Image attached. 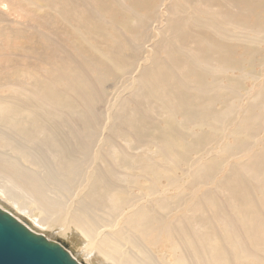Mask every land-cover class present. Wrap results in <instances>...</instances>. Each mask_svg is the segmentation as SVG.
Segmentation results:
<instances>
[{
	"label": "rangeland",
	"instance_id": "1",
	"mask_svg": "<svg viewBox=\"0 0 264 264\" xmlns=\"http://www.w3.org/2000/svg\"><path fill=\"white\" fill-rule=\"evenodd\" d=\"M128 3V0H0V137L3 138L0 158L16 164L31 177L45 180L51 175L60 180L62 171L53 157L54 149L44 140L39 141L42 138L26 142L18 131L20 127L7 123V118L13 117L22 121L25 128L30 119H41L46 130L56 131L60 141L63 140L60 143L65 144H62L65 152L70 150V154L76 155L74 149H77L84 160L78 163L79 176L67 187L59 182L58 187L63 189L58 199L62 204H72V210L87 204L84 193L80 194V182L87 170L95 169L111 185L110 189L126 199L116 210L97 212L95 215L101 218L98 221L104 219L107 223L111 219L113 224L115 219L121 226L127 213L136 208H154L156 219L187 222L192 230L198 229L195 225L202 227L205 246L216 247L225 259L223 264H231L233 258L237 264H264V0H195V3L193 0L190 3L188 0H149V9L144 8L147 13L138 5L133 6L132 12ZM113 11L110 17L109 12ZM130 12L138 20L129 19ZM139 13L144 16L140 17ZM228 22L232 24L227 25ZM166 23L172 24L171 35ZM202 46L206 47L205 51ZM198 47L203 48L199 56ZM193 49H197L196 53ZM175 59L179 61H175L176 66ZM154 60L158 63L157 69L152 64ZM115 61H120L121 67H115L118 64ZM151 72L156 74L153 76H157V81L154 78L151 82ZM142 73H147V78ZM141 74L143 78H139ZM163 76L166 81L158 79ZM170 81L176 82L175 86L179 84L178 89ZM148 83L152 86L148 87ZM86 85L91 88L85 90ZM153 86L163 87L162 94L156 88L155 96ZM142 87L148 92L152 90L150 93L154 96L149 95L150 100L144 99L142 92L146 91ZM180 91L182 94H178ZM84 92L90 97L93 95L91 102ZM147 93L146 96L150 94ZM172 96L176 99L185 96L181 97L184 102L180 103L179 99L177 102ZM176 102L178 106L174 107L172 103L176 106ZM172 107L176 110L180 107L184 115L181 109L177 112ZM130 109L138 110L137 114ZM135 115L136 119H143L142 123L133 118ZM132 120L134 128L129 126L134 124ZM161 135L168 140L172 137L169 140L172 142L159 139ZM17 146H23L31 154L27 159L33 164L13 151ZM199 168L202 169L198 171ZM232 184L244 188L236 201L227 190ZM0 194V201L14 214L50 240L65 243L80 263L110 264L99 257L87 259L85 240L73 227L65 232L58 226L50 230L40 226L36 223L40 211L28 205L25 198L21 200L27 204L29 215L20 212L17 205L8 199L7 202ZM158 200H165L168 209L159 210ZM249 211L256 215L251 212L255 219L250 221L253 216L247 214ZM240 218L242 222L247 221L246 226L240 223ZM226 223L233 225L231 231ZM253 224L263 225V230L259 233ZM111 229L100 232L102 235L131 232L125 227ZM132 238L139 242L136 233ZM153 244L147 246L156 264H175L183 258L175 239L162 237ZM129 248L123 246V249Z\"/></svg>",
	"mask_w": 264,
	"mask_h": 264
},
{
	"label": "bare ground",
	"instance_id": "2",
	"mask_svg": "<svg viewBox=\"0 0 264 264\" xmlns=\"http://www.w3.org/2000/svg\"><path fill=\"white\" fill-rule=\"evenodd\" d=\"M118 1V0H117ZM122 1V0H121ZM124 1V0H123ZM130 4V7L129 8L130 10L133 9V6H137V7H143L142 10H145V9H149V7L147 8V5L149 3V0H128ZM194 3H195V0H193ZM89 2V1H88ZM102 2V1H101ZM188 2L190 3V0H188ZM199 2V1H198ZM122 3V2H121ZM175 3V2H174ZM192 3V2H191ZM124 4V3H122ZM122 4L120 6H122ZM177 4V3H175ZM193 4V3H192ZM200 4V3H199ZM206 4V3H205ZM93 5V4H92ZM98 5V4H97ZM103 6V4H101ZM105 5V4H104ZM125 5V4H124ZM152 5V3H151ZM180 5V4H179ZM187 5V4H186ZM202 5V4H201ZM119 6V5H118ZM178 6V5H177ZM199 6V5H198ZM134 7V8H135ZM192 7V6H191ZM190 7V8H191ZM100 8H104V7H100ZM116 8V7H115ZM114 8V9H115ZM120 8V7H119ZM118 8V9H119ZM125 8V7H124ZM145 8V9H144ZM193 8V7H192ZM99 9V8H98ZM108 10L110 8H107ZM128 9V10H129ZM137 9V8H136ZM187 9V8H186ZM123 10V9H122ZM125 10V9H124ZM127 10V9H126ZM129 10V11H130ZM182 10H184V8L182 7ZM100 11V10H99ZM102 11V10H101ZM132 11V10H131ZM135 11V10H134ZM146 11L148 10H145V13H147ZM179 11V10H178ZM177 10L175 12H178ZM125 12V11H124ZM133 12V11H132ZM132 12H130V14H127L129 15V19L131 17H135L133 16V14H131ZM173 12V11H172ZM180 12V11H179ZM113 12H109L110 14V17H111V14H113ZM129 13V12H127ZM135 13V12H134ZM138 13V12H137ZM171 12H169L170 14ZM117 14V13H116ZM172 14V13H171ZM127 15H125L127 17ZM143 15V14H142ZM140 13H139V16L141 17L142 16ZM175 15V14H174ZM192 14H190L191 16ZM220 15V14H219ZM218 15V16H219ZM107 16V15H106ZM144 16V15H143ZM172 16V15H171ZM187 16V15H186ZM189 16V15H188ZM207 16V15H206ZM217 16V15H216ZM223 16V15H222ZM109 17V16H107ZM137 17V16H136ZM135 17V20H138L136 19ZM187 18V17H186ZM228 18V17H227ZM197 19V18H196ZM199 19V18H198ZM204 19V18H203ZM133 20V18L131 19ZM130 20V21H131ZM134 20V21H135ZM182 20V19H181ZM191 20V19H190ZM212 20V19H211ZM214 20V19H213ZM225 20V18H224ZM183 21V20H182ZM239 21V20H238ZM237 21V22H238ZM173 22V21H172ZM171 22V23H172ZM197 21H195L196 23ZM203 22V21H202ZM215 22V21H214ZM231 22V21H230ZM228 22L227 25L229 24H232ZM144 23V22H143ZM178 22H176L175 24L172 23L174 26L177 24ZM199 23V22H197ZM204 24H206L205 22H203ZM227 23V21H226ZM240 23V22H239ZM139 25V23H137ZM170 24V22L168 23ZM166 23V28L168 27V30L169 31V27L171 28V33L168 32L170 35L172 34V29L173 27L170 25V26H167L168 25ZM182 24V22H181ZM191 24V23H190ZM225 24V23H224ZM237 24V23H236ZM142 25V24H141ZM178 25V24H177ZM184 25V23H183ZM235 25V24H233ZM182 25H180L181 27ZM193 26V25H192ZM207 26H209V24H207ZM196 27V25H195ZM198 27V26H197ZM202 27V26H200ZM240 27V26H238ZM145 28V27H144ZM165 28V29H166ZM178 28V27H177ZM175 28V31H178L179 29ZM182 28H186V27H182ZM181 28V29H182ZM143 29V28H141ZM177 29V30H176ZM200 29V28H199ZM221 30V29H220ZM143 31V30H142ZM166 31V30H165ZM184 31V30H183ZM255 31V30H254ZM222 32V31H220ZM165 33V32H164ZM174 34V33H173ZM176 34V32H175ZM174 34V35H175ZM182 34V32H181ZM165 35V34H164ZM166 35H168L166 33ZM170 35L169 38H170ZM173 35V36H174ZM198 35V34H197ZM196 35V36H197ZM117 36V35H115ZM136 36V35H135ZM178 36V35H177ZM186 36V35H185ZM185 36H182L183 38ZM191 36V35H190ZM188 35L189 38H192ZM195 36V38L197 39V37ZM172 37V36H171ZM179 37V36H178ZM176 37V38H178ZM135 38V37H134ZM168 38V40H169ZM180 38V37H179ZM178 38V39H179ZM187 38V37H185ZM184 38V40H185ZM189 38L188 41L190 40ZM199 38V36H198ZM123 39V38H122ZM173 39V38H171ZM194 39V37H193ZM200 39V38H199ZM139 40V39H138ZM183 41V44H184V41ZM202 40V39H201ZM171 41V40H170ZM177 41V39L175 40ZM187 41V42H188ZM192 41V39H191ZM190 41V43H191ZM193 41H196V40H193ZM203 41H206V40H203ZM172 42V41H171ZM171 42H169L171 44ZM201 42V41H200ZM200 42H198L197 44H199ZM167 44V40H165V42ZM175 43V42H174ZM196 43V42H195ZM164 44V45H166ZM189 44V43H188ZM196 44V45H197ZM124 45V44H123ZM172 45V44H171ZM195 45V47H196ZM169 46V45H168ZM182 46V45H181ZM180 46V47H181ZM210 46V45H209ZM212 46V45H211ZM164 47V46H163ZM182 47H185L184 45ZM181 47V48H182ZM203 47V46H202ZM201 47V48H202ZM213 48H215V46H212ZM119 48V47H118ZM124 48V47H123ZM175 48V47H174ZM188 48V47H187ZM190 48V47H189ZM200 48V47H198ZM201 48L200 50L198 49V56L199 54L201 53ZM204 48V51H205V48L206 47H203ZM202 48V49H203ZM209 48V47H208ZM207 48V49H208ZM183 49H186V48H183ZM120 50V49H119ZM161 50V49H160ZM163 50V49H162ZM197 50V49H195ZM194 49L192 50L193 52L196 53ZM210 50V48H209ZM218 50V49H217ZM216 50V51H217ZM157 51V50H156ZM174 51V50H173ZM180 51V50H179ZM187 51V49H186ZM190 51V49H189ZM167 52V50H166ZM185 52V51H184ZM207 52V50H206ZM170 53H174V52H170ZM221 53V51L219 52ZM168 54V53H167ZM176 54V53H175ZM181 54V53H180ZM187 54V53H186ZM185 54V55H186ZM188 56H190V53L188 52ZM202 54V53H201ZM204 54V53H203ZM108 55V54H107ZM170 55V54H169ZM168 55V56H169ZM113 56V55H112ZM119 56V55H118ZM163 56V55H162ZM171 57H173V55H170ZM176 56V55H175ZM187 56V55H186ZM197 56V55H196ZM214 58H215V55H213ZM108 57H111V56H108ZM177 57V56H176ZM181 57V56H180ZM211 58H213L212 56H210ZM225 57V56H224ZM113 58V57H111ZM109 58V59H111ZM116 58V57H115ZM118 59V58H116ZM162 58V57H160ZM170 58V57H168ZM166 59V60H169V59ZM174 58V57H173ZM172 58V59H173ZM184 58V57H183ZM192 58V57H191ZM196 58V57H195ZM203 58V57H202ZM200 58V59H202ZM209 58V56L207 57V59ZM209 58V59H211ZM106 59V57H105ZM108 59V58H107ZM106 59V60H107ZM120 59V58H119ZM118 59V60H119ZM156 59V58H155ZM163 59V58H162ZM198 61L200 62L199 58L197 57ZM205 59V57H204ZM216 59V58H215ZM113 60V59H112ZM121 60V59H120ZM212 60V59H211ZM100 61H103V60H100ZM109 60H107L108 62ZM117 61V60H116ZM115 61V62H116ZM150 61V60H148ZM175 61H178V60H174V64L176 66V63ZM181 61V60H180ZM197 61V62H198ZM203 61V60H202ZM201 61V62H202ZM96 63H101V62H97L95 61ZM110 62V61H109ZM120 62V61H119ZM119 62H116L118 64L115 65V67H121V62H124L123 60L119 63ZM159 62V61H157ZM166 62V61H165ZM172 62V61H171ZM179 62V61H178ZM184 62V61H183ZM183 62H180V63H183ZM187 62V61H186ZM206 62V60L204 61ZM208 62V61H207ZM88 63V62H87ZM93 63V61H92ZM169 63V62H168ZM212 63H216L215 61L212 62ZM155 66V64H158L155 62L154 60V63H152ZM167 64V63H166ZM165 64V65H166ZM171 64V63H170ZM186 64V63H185ZM191 64V63H190ZM202 64V63H200ZM207 64V63H206ZM211 64V62H210ZM220 64V63H219ZM92 65V64H91ZM102 65V64H101ZM153 65L151 67H153ZM162 65V64H161ZM159 65V67L161 66ZM95 66V65H94ZM163 66V65H162ZM168 66V64H167ZM174 66V67H175ZM180 66V65H178ZM187 66V65H186ZM194 66V65H193ZM206 66V65H205ZM211 66V65H210ZM97 68H94V70L99 68L98 65L96 66ZM102 67V66H101ZM181 67V66H180ZM201 67V66H200ZM203 67V66H202ZM214 67V66H213ZM161 68V67H160ZM166 68V67H165ZM164 68V69H165ZM170 68V66H169ZM172 68V67H171ZM177 68V67H175ZM186 67H184L185 69ZM194 68V67H193ZM107 69V68H106ZM104 69L103 67V70H106ZM151 69V68H149ZM157 69V67H156ZM168 69V68H167ZM180 69V68H178ZM206 69V68H205ZM210 69V68H209ZM102 70V69H101ZM155 70V69H154ZM173 71V68L171 69ZM182 70V69H181ZM186 70V69H185ZM108 71V70H107ZM150 71H153V69H151ZM160 71V70H158ZM162 71V70H161ZM165 71V70H164ZM189 71V70H187ZM192 70H190L191 72ZM98 72H100L98 70ZM96 72V73H98ZM104 72V71H103ZM149 72V71H148ZM147 72V73H148ZM155 72V71H154ZM154 72H151L152 74V78L148 77V79H152V81H154V78L155 76H153V74H155ZM174 72V71H173ZM178 72V71H177ZM189 72V73H190ZM193 72V71H192ZM198 72V71H197ZM102 73V72H101ZM146 73V74H147ZM163 73V72H161ZM168 73V72H167ZM165 73V74H167ZM100 74V73H99ZM144 74L145 78H147L146 74L145 73H142ZM142 74L140 76H142ZM159 74V73H158ZM182 74V73H181ZM196 74V73H195ZM156 75V74H155ZM175 75V74H174ZM183 76H185V74L183 73L182 74ZM77 76V75H76ZM144 76L142 77H139V78H143ZM149 76H151L149 74ZM176 76V75H175ZM191 76V75H190ZM189 76V77H190ZM194 76V75H192ZM169 77V76H167ZM194 77H197L198 78V75L197 76H194ZM172 78V77H171ZM179 78V77H178ZM187 78V77H186ZM157 79V76L155 78V80ZM159 80L161 79L162 81L165 80L167 78H165L164 76L161 77V78H158ZM181 79V78H180ZM185 79V78H184ZM190 79V78H189ZM195 79V78H194ZM200 79V77H199ZM198 79V80H199ZM203 79V78H202ZM147 80V79H146ZM78 81V80H77ZM76 81V82H77ZM142 81V80H141ZM149 81V80H147ZM147 81L145 83H147ZM157 81V80H156ZM160 81V82H162ZM169 81V80H168ZM172 81V80H171ZM170 81V82H171ZM195 81V80H194ZM159 82V81H158ZM170 82H168L170 84ZM201 82V81H200ZM141 84L143 82H140ZM157 82H155L156 84ZM163 83V82H162ZM172 86H175V83L174 82H171ZM179 83V82H178ZM193 83V82H192ZM203 83V82H202ZM134 84V83H133ZM149 84V83H148ZM160 84V83H158ZM76 85V84H75ZM84 85V84H83ZM151 84L148 85V87L150 86ZM179 85V84H178ZM177 85V86H178ZM199 85V84H198ZM134 86V85H133ZM132 86V87H133ZM139 86V85H137ZM142 86H145L144 84ZM152 86V85H151ZM156 86V85H155ZM153 86V87H155ZM158 86H161V85H158ZM155 87V89L152 87H150V89H154L156 90V88H158V90L160 91V94L161 93V89H163V87L165 86V82H164V85H162L163 87ZM171 86V87H172ZM175 86V88L178 89V87ZM181 86V85H180ZM179 86V87H180ZM197 86V85H196ZM87 87V85H86ZM141 86L137 87V88H140ZM183 87V86H182ZM91 88V86L87 87V89L85 88V90H89ZM143 88V87H142ZM141 88V89H142ZM147 88V87H146ZM174 88V87H172ZM170 88V90L172 89ZM206 87H204L203 89L205 90ZM134 89V88H133ZM145 89V87L143 88V90ZM201 89V88H200ZM199 89V90H200ZM202 89V90H203ZM207 89V88H206ZM75 90H77V88H75ZM143 90H140L139 92H142ZM149 90V89H147ZM168 90V89H167ZM180 90V88H179ZM195 90V89H194ZM47 91V90H46ZM74 91V89H73ZM80 91V90H79ZM83 91V90H82ZM81 91V92H82ZM146 91V89H145ZM150 91V90H149ZM152 91V90H151ZM150 91V92H151ZM201 91V90H200ZM76 92V91H75ZM90 92H93L92 90H90ZM88 92V93H90ZM138 92V90H137ZM148 91H146L144 93V91L142 92V95L144 97L145 95V98L144 99H147V97L151 95L147 93ZM157 92V93H156ZM165 92V89L164 91ZM177 92V91H175ZM196 92H198V89L196 90ZM83 93V92H82ZM86 94V92H84ZM146 93L148 94L146 96ZM155 96L158 94V91H154ZM173 93V92H172ZM203 93V91L201 92ZM208 92H206L207 94ZM47 94V93H46ZM159 94V95H160ZM169 94L168 91L166 92V95ZM178 94H182V92L180 91V93ZM177 94V95H178ZM78 95V93H77ZM84 96V94H82ZM87 95V94H86ZM81 96V95H80ZM93 95L91 94V97ZM149 96V97H150ZM154 96V95H153ZM176 96V94H175ZM82 97V96H81ZM85 97V96H84ZM83 97V98H84ZM88 98V101L91 100V97L89 96V94L87 95ZM95 97V96H94ZM93 97V99H94ZM142 97V96H141ZM148 97V98H149ZM174 96L170 97V98H173ZM177 97V96H176ZM173 98V100L175 99L177 101V99L181 100L182 98L181 97H185V96H180V98H177L176 99ZM48 100V97H44ZM86 98V97H85ZM187 98V101L189 100V98L186 96ZM151 98H149L150 100ZM49 100H53L55 101V99L53 98H49ZM85 100V99H84ZM143 100V99H142ZM148 100V99H147ZM168 100L170 101V99L168 98ZM178 100V101H179ZM86 101V100H85ZM143 101H146V100H143ZM177 101V102H178ZM190 101V100H189ZM91 102V101H90ZM176 102V103H177ZM184 102V101H183ZM182 100L180 101V103H183ZM179 103V104H180ZM194 103V102H193ZM92 104V103H91ZM125 104V103H124ZM123 104V105H124ZM137 104V103H136ZM174 105V107H177L178 106V103L176 104L175 106V103H172ZM202 104V103H201ZM126 105V104H125ZM171 105V103H170ZM172 105V106H173ZM187 105V104H186ZM191 105V104H190ZM199 105V104H198ZM197 105V106H198ZM86 106V105H85ZM185 106V104L183 105ZM182 106V107H183ZM189 106V105H188ZM187 106V107H188ZM125 107V106H124ZM127 107V105H126ZM172 107L170 108V110H175V111H179L181 108L179 107L177 110ZM192 107V106H191ZM199 107V106H198ZM197 107V108H198ZM201 107V106H200ZM207 107V106H206ZM185 108V107H184ZM183 108V109H184ZM169 109V108H168ZM187 109V108H186ZM185 109V110H186ZM189 109V108H188ZM205 109V108H204ZM207 109V108H206ZM126 110V108H125ZM132 110V109H130ZM182 110V109H181ZM136 111V110H135ZM138 111V110H137ZM136 111V112H137ZM169 111V110H168ZM175 111H173L175 113ZM183 111V110H182ZM194 111V109H193ZM44 113V111H42ZM127 112V111H125ZM130 112H134L133 110L130 111ZM134 112V113H136ZM172 112V111H171ZM189 112V111H187ZM199 112V111H198ZM197 112V109H196V112L195 113H198ZM180 113V112H179ZM183 115H184V111L182 112ZM137 114V113H136ZM173 115V114H172ZM178 115V114H177ZM179 115H182V114H179ZM187 115V114H186ZM198 118V114H196ZM204 115V114H203ZM129 116H130V113H129ZM40 117V116H39ZM42 117V116H41ZM183 117V116H182ZM186 117V116H185ZM189 117V116H187ZM192 117V116H191ZM130 118V117H129ZM132 118V116H131ZM136 119V115L133 117ZM187 118L183 119L184 121L186 120ZM35 120V121H34ZM33 121L30 119L28 121V126L27 127H23V123L22 121H19V120H16L14 119L13 117H8L7 118V123L8 125H11L12 127H20V129H18L19 133L21 134V136L23 138H25V141L26 142H32L34 141V139L36 140L37 138L41 139L39 141H42L44 140L43 142H46L48 146H50L51 148L54 149V158H56L55 162L58 163L57 166H59L61 168L60 172V180H57L55 178H52L50 177L51 175H47L49 176L47 179L45 180H40V179H37V178H34V177H31L29 176L28 173L20 170L16 164L14 165L12 162H9L7 161L6 159H2L0 158V192L3 194L2 196H5L6 200H10L11 202H13L15 205H17L20 209V212L23 211V213L25 212L26 214L29 212V210L27 211V204L24 203L23 199L21 200V198H25L26 199V202L28 203V205L30 204V206H34L36 210H39L40 211V218H37L38 221H36L37 224H39L40 226L44 225L45 227L47 226L50 230V228H52V226H55V227H60L61 228V231H67L69 230V227H73L74 230H76L85 240V245H84V252H85V257L89 260H95L96 257H99L101 258L102 260H104L105 262L107 263H110V264H156L155 260H154V255H152L151 251L149 250L148 246L147 245H154V241L155 240H159L160 238L164 237V238H171V240L175 239L178 243V245L180 246L181 250H182V254H183V258H180L179 260H176V263L175 264H223L224 262V258L222 256V253L219 252V250L216 248V247H206L205 246V240H204V234L202 232V227L198 226V225H195L197 226V230H192L190 228V224L189 223H184V224H181L182 222L179 221V220H175L174 222H168L167 220H161V219H156V212H154V208L153 209H149V208H145V207H138L136 208L135 210L127 213V215L124 217L123 219V222H122V225L121 226H118L117 223L118 221H115V219L113 220L112 219V223H110V220L109 219V222H103L104 219H102V222L98 221L99 219V216L97 217V215H95L97 212H102L104 209H115L118 208L123 202L122 206L125 204V197L123 196V194H117L114 189H110V184H107V181L105 182L104 178L95 170V169H90L89 171L87 170L85 173H84V178L81 180L80 182V194L84 193V196H83V199L86 200L87 204L86 205H80L78 208L75 209V207H73L74 209L72 210V204H69L68 206L65 205V204H62V202H60V200L58 199V195L60 194V190L63 189V188H59L58 185H61L59 182L62 181V184H64L65 187L68 186V184L73 181V178L74 177H77L79 176L80 174V164L78 163H81L83 160V158L81 159L80 158V151L77 150V149H74V151L78 154L77 157L76 155H73V154H70L69 151L68 152H65V149L63 150L62 148H65L63 147L62 144L64 143H60V139L58 137V134L56 133V131H53V132H49L48 130H46L42 124V120L40 119H34ZM137 122H141L140 120L136 119ZM37 121V122H36ZM133 122V120H132ZM136 124H141V123H137ZM134 124L133 125H129V126H134L135 125V121L133 122ZM139 127V126H138ZM132 127H130V129L132 130L133 129ZM141 128V127H140ZM139 128V130H140ZM138 129V128H137ZM136 130V128L133 130V132ZM137 130V131H139ZM136 131V132H137ZM170 131V130H169ZM139 133V132H138ZM172 133V132H171ZM166 134V133H165ZM165 134L163 133V135L165 136ZM169 134V133H167ZM166 134V135H167ZM160 136L159 139H163L162 136ZM170 136V135H169ZM171 137V136H170ZM172 138V137H171ZM169 138V140L171 139ZM2 137H0V144H3L2 142ZM165 139V137H164ZM163 139V140H164ZM24 140V139H23ZM28 140V141H27ZM165 140H168L167 138ZM168 140V141H169ZM167 141V142H168ZM25 142V143H26ZM160 140H159V144H160ZM166 143V141H164ZM169 142H172V141H169ZM168 142V143H169ZM176 142V141H175ZM164 145H167L165 144ZM177 143V142H176ZM44 144V143H43ZM163 144V143H161ZM171 144V143H170ZM178 144V143H177ZM45 145V144H44ZM65 145V144H64ZM77 147V146H76ZM167 147V146H166ZM170 147V146H169ZM178 147V146H176ZM181 147V145H180ZM69 148V147H68ZM66 147V149H68ZM164 148V147H163ZM172 149V147H170ZM169 148V149H170ZM182 148V147H181ZM180 148V149H181ZM13 151H15L18 156H20L22 159L26 160L27 162H31L32 160H29L27 159L28 157H31V154L27 153L25 151V148L22 146V147H13L12 148ZM175 146H174V149H173V152L175 151ZM168 150V148H167ZM179 150V149H178ZM67 151V150H66ZM172 151V150H171ZM169 150V152H171ZM180 151V150H179ZM182 151V150H181ZM180 151V152H181ZM178 152V151H177ZM180 152H178V154H181ZM175 156L177 155L176 154V151H175ZM98 156V154H97ZM97 156H95L94 158H96ZM171 156V155H170ZM180 156V155H179ZM100 157V156H99ZM53 158V159H54ZM97 160H98V157H97ZM81 161V162H80ZM84 161V160H83ZM31 164H33V161L31 162ZM79 166V167H78ZM91 167V166H90ZM59 168V169H60ZM206 168V167H205ZM202 168H199L197 169L198 171H200ZM108 170V169H106ZM204 171V169H203ZM109 174V172H107ZM206 174V173H205ZM59 176V175H58ZM109 183V181H108ZM6 185V186H5ZM110 185V186H109ZM6 187V188H5ZM112 188V187H111ZM13 190V191H12ZM65 190V189H64ZM227 190L230 192L229 196H231V199H235V201L238 198L239 196V193H243V190L244 188L242 186H240L239 184H232V186H228ZM14 193V194H12ZM16 193V194H15ZM50 194L53 195V197H50ZM1 195V194H0ZM104 195V196H103ZM5 200V199H4ZM7 200V202H8ZM22 201V202H21ZM155 201V200H154ZM6 202V203H7ZM168 202V201H167ZM156 203V202H155ZM13 204V205H14ZM158 209H163V210H166L168 209V206L169 204H167L165 202V200H161V201H157L156 203ZM14 205V206H15ZM236 204H233V206H235ZM11 206V204H10ZM12 206V207H14ZM152 207V206H151ZM154 207V206H153ZM155 207V208H157ZM0 208L5 210L6 212L10 213L11 215H13L17 220H19L20 222H22L23 224L26 225L27 228H29L30 230L36 232L35 228L32 226V224H26L25 221L22 220V217H20L19 215L17 214H14L13 211L8 208L3 202L0 201ZM16 208V207H15ZM29 208V207H28ZM120 209V208H119ZM118 209V211H120ZM122 210V209H121ZM238 210V208H237ZM31 211V210H30ZM157 211V210H156ZM153 212H154V215L155 217L153 216ZM254 213L253 211H249L247 212L248 215L250 216H253L251 215L252 213ZM30 213V212H29ZM28 213V215H29ZM246 213V212H245ZM245 213L243 215H245ZM187 215V214H186ZM247 215V216H248ZM121 216V215H120ZM248 216V217H250ZM254 216L255 213H254ZM253 217H251V219H249L248 221L252 220V219H255ZM96 217V218H95ZM239 217V216H238ZM99 218V219H98ZM257 219V218H256ZM105 220H108V219H105ZM121 220V219H120ZM247 220V219H246ZM115 221V222H114ZM256 221V220H255ZM63 222V223H62ZM261 222V221H260ZM35 223V225H37ZM109 223V224H108ZM240 223L242 225H247V221L246 222H242L241 218H240ZM60 224H62L61 226H59ZM101 224V225H100ZM111 224V225H110ZM263 224V223H262ZM226 228L230 230V228L233 227L232 224H225ZM254 226V229H255V226L256 228L258 229L257 231H262L263 230V225H259V224H253ZM46 227V228H47ZM113 227H125L126 229H129L131 232L129 233H126V232H119L117 234H108V233H103L102 235V232H100L101 230L103 229H106V228H112ZM41 228V227H40ZM43 228V227H42ZM111 229V230H112ZM115 230V229H114ZM113 231V230H112ZM128 231V230H127ZM231 231V230H230ZM38 233V232H36ZM136 233V237H137V241H134L133 238H132V234ZM154 233L152 236V239L150 237V235ZM260 233V232H259ZM40 234V233H39ZM43 235V234H42ZM45 236V235H44ZM155 236V238H154ZM46 237V236H45ZM49 239V238H48ZM50 240V239H49ZM53 241V240H52ZM153 242V243H152ZM158 241H156L157 243ZM237 245H239V241H236L235 242ZM125 245H128L130 246L129 249H123V246ZM72 255V254H71ZM73 256V255H72ZM76 259V258H75ZM231 264H237V261L233 258L232 260H230ZM227 264V262H226Z\"/></svg>",
	"mask_w": 264,
	"mask_h": 264
},
{
	"label": "water",
	"instance_id": "3",
	"mask_svg": "<svg viewBox=\"0 0 264 264\" xmlns=\"http://www.w3.org/2000/svg\"><path fill=\"white\" fill-rule=\"evenodd\" d=\"M0 264H82L60 241L49 240L0 208Z\"/></svg>",
	"mask_w": 264,
	"mask_h": 264
}]
</instances>
